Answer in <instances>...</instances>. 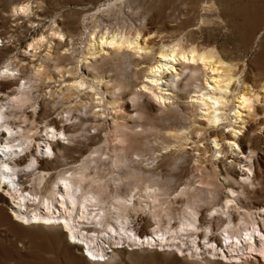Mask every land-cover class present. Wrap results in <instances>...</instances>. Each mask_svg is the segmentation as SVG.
<instances>
[{"label":"rangeland","instance_id":"1","mask_svg":"<svg viewBox=\"0 0 264 264\" xmlns=\"http://www.w3.org/2000/svg\"><path fill=\"white\" fill-rule=\"evenodd\" d=\"M26 2L32 5L29 12H11L15 5ZM113 2L119 3L118 0H49L47 4L45 0H0V69L4 62L10 59L20 68L16 78L10 75L3 76V80L12 82L11 88H14L18 77L27 75L29 66L38 63L46 52V48L41 46L35 50L34 55H30L33 51L28 49L27 43L39 34L48 35L53 19L65 35L60 45L54 40L51 41L52 57L57 58L49 61L50 69L57 72V67L78 65L77 74L83 76L86 82L80 87L79 96L72 95L67 99H61L59 94H55L54 98V95L43 92L49 87L57 89V79H61L58 77L46 83L39 82V87L28 93L30 98L20 106V109L27 113V126L32 129L30 134L34 137L42 136V139L47 137L45 124L50 119L58 121L61 119L60 122L71 126L67 138L63 140L59 138L60 141H64L61 149L55 147L54 153L48 155L43 146L44 142L40 141V150L36 149V154L43 157L51 173L76 164L90 154L93 158L90 164L95 166L92 172L97 176L95 182L106 185L103 193L106 202L112 200V195L116 193L134 200V205L129 204L123 213L129 215L130 224L133 223L135 228L150 223L152 229L157 220L169 228L174 224L179 225L186 214V196L180 193V190L186 187V184L191 185L188 187L189 192L208 186L198 181L200 171L195 168L196 164L212 166L216 176L221 180L228 175L225 174V166H222L220 159L226 166L232 162L233 157L245 154H249L251 159L264 160V153L260 150L264 148V133L260 130V127L264 128V124L256 123L264 118L263 92L260 90L259 93L262 100L255 103L259 107L256 115L249 116L243 111L242 118L235 120L227 116V119L220 121L215 127L210 129L206 127L192 133L179 151L184 152V157L172 161L163 155L176 150V147L170 145L167 149H158L161 143L159 140L156 141L154 135L157 129L165 126L180 127L190 124V109H186V102L189 100L188 95L194 93L192 90L198 89L193 85L201 83L200 76L198 74L194 78L189 77L191 72L185 68L180 69L177 62L173 69L176 76L170 80L169 76H165L159 81L158 88L165 96L163 104L157 103L149 90L143 91L141 81L145 78L140 69L148 65L151 56H158V52H153V49L158 47L159 42L170 44L181 37L188 43L214 46L225 60L236 65L239 72L237 76L244 77L248 84L259 90L256 85L264 82V79H261L264 76V0H126L122 4L124 11L122 15L127 18L129 27L133 26L136 29L141 27L140 39H145L150 46L153 45L152 48L147 47L141 51L142 55L123 56L118 55V51L121 50L108 45L95 56L84 55L87 33L98 16L102 17L98 20L101 25L110 26L116 21V17L121 16L117 12L118 5L112 6L109 11H102ZM82 56L89 57L84 59ZM135 60H139L137 61L139 63L137 64ZM133 61L136 64H133ZM73 76L76 74L64 72L66 79L61 85L73 81ZM22 80L21 78L19 83ZM234 85L241 87L242 82L232 84L231 88ZM6 91L1 89L2 97ZM237 91L238 89L233 90L234 95ZM38 93L37 102L30 105ZM111 99H114V105H117L114 108L112 102L110 103ZM234 100L237 99L232 97L226 113H231L229 108L236 104ZM7 101L4 99L2 103L7 106ZM90 103L92 104L89 105ZM39 109L40 116L37 114ZM9 110L16 112L19 111V107L9 106L7 111ZM196 112L199 113V110ZM194 118L197 121L193 125L204 127L198 122L205 120L202 115L196 114ZM228 123L240 127L241 130L235 131L238 132V137H242V144L246 150L244 153L224 150L215 158L214 144L209 133L213 130L219 135L222 132L227 133L231 129V126H225ZM182 129L188 130L186 127ZM259 135L262 139L258 137ZM252 144L259 148L257 153L249 152L248 147ZM150 147H154L155 150L152 151ZM115 157L135 168L148 167L153 173H157V177L151 180L140 176L119 178L122 168L111 163ZM214 161L217 163L214 164ZM240 164L231 165L234 169L233 177L240 176L239 172L237 174ZM26 173L22 176L23 185H32L31 176ZM167 177H170V182ZM135 182L139 183V187H132ZM147 183L152 184L150 192L157 200L154 201L151 196L144 195L142 188L148 185ZM235 185L234 188L238 190L244 187V184L242 188L237 187L238 184ZM226 187L224 185L221 187L218 183V196L196 205L198 216L204 217V221L211 222L214 234L218 233V228L225 220L223 215L217 218L214 207L220 209ZM131 194H134L133 197ZM240 194L234 203L235 209L231 207L230 211L245 208L238 207L239 205H248L250 209L256 211L257 202H264V195L254 197L251 194L246 197L243 192ZM9 203L12 204V201L9 200ZM1 204L3 203L0 200V264H99L96 261L89 263L81 256L80 251L84 248H69L58 227L15 224L4 216L5 212L10 211L9 206ZM256 217L259 221L260 217ZM196 225H199V222L196 221ZM195 231L201 237L206 232L204 225ZM120 245L128 247L126 243ZM145 247H137L133 251L121 250L112 253L113 256L110 258L108 256L111 252H107L104 264H216L199 261V258L194 262L188 250L181 253L175 246L168 249L164 245L158 252L149 251L155 250V246ZM157 248L159 249V246ZM172 251L176 252L177 256L173 255Z\"/></svg>","mask_w":264,"mask_h":264},{"label":"bare ground","instance_id":"2","mask_svg":"<svg viewBox=\"0 0 264 264\" xmlns=\"http://www.w3.org/2000/svg\"><path fill=\"white\" fill-rule=\"evenodd\" d=\"M118 1V4L116 2L110 5L107 4L108 6L104 7L102 11H109L112 6L118 5L117 12L121 16L116 17V21L112 26L108 24L101 25V22L98 21L101 16H98V19L95 20L87 33L84 55L95 56L108 45H113L115 49L121 50L120 52L118 51V55L123 56L127 54L142 55L141 51L147 47L152 48V44L150 46V43L146 42L145 39H140L141 27L139 26L138 29L132 25V27H129L127 18L122 15L124 12L122 4L126 0ZM21 5L25 6V12H29L32 9L30 2L17 4L14 7L19 9ZM64 35L65 33L52 19L48 35L39 34L31 38L27 43V45L30 43L33 45L31 49L28 48L33 51L30 55H34L35 50L41 46L46 48L45 55L39 59L38 63H33L29 66L27 75L18 77V82L14 88H11L12 82L3 80V76L10 75V77L16 78L20 68L16 67L10 59L4 62L0 69V129L9 130L0 132V181H2L0 182V200L3 203L1 206L8 205L10 209L9 212L4 213V216L20 226H48L44 225L42 221L46 219L64 220V224L59 226L53 224L51 226L58 227V231L69 248H84L80 251V254L89 263L96 261V263L104 264L107 260V252H111L108 256L110 258L113 256L112 253L125 249L133 251L137 247L155 246V250L149 251L158 252L165 245L168 249L175 246L177 251L181 253L184 250H188L189 256L193 258L192 261L194 262H197L199 258V261H204L205 263L264 264V255H262L264 253V202H257L256 211L250 209L248 205H239L238 207H245L241 210H229L231 207L234 208L235 201L241 195L240 192H243L246 197L251 196V194L254 197L264 195V160L251 159L249 154H245L244 156L233 157L232 162L226 166L225 162L220 159L222 166H225L224 172L228 175L221 180L216 176L215 169L212 166L196 164L195 168L200 171L198 181L208 186L189 192L188 187L191 185L186 184V187L184 186L180 190V193L186 196V214L183 215V220H181L179 225L174 224V226L169 228L163 226L157 220L155 221V227L152 229V224L149 222V224L135 228L136 226L134 227L133 223L132 225L130 224L129 215L123 213L128 209L129 204L134 205V200L127 199L116 193L112 195V200L105 201L103 193L106 185L101 182H95L97 176L92 172V168L95 166L90 164L93 160L90 154H88V157L86 156L87 158L81 159L78 163L65 169H59L54 173L49 171L50 167L47 166L43 157L39 156L40 154H36V149L40 150L39 142L43 141V146L52 154L55 147L61 149V146H64V141L59 140V134L63 133L64 138H67L71 126L60 122L62 121L61 119L59 121L50 119L46 122L45 128L46 130L53 129L56 138L53 139V133L47 131H45L47 137L43 139L42 136L41 138L34 137L30 134L31 128L27 126V113L21 110L20 106L24 105L27 99L30 98L28 93L33 92V88L37 89L39 87V82L46 83L56 77L61 78L60 80L57 79V89H50L49 87L47 91H43L44 94L54 95V98L56 97L55 94H59L61 99L70 98L72 95L79 96L80 87L86 81L83 76L77 74L78 65L67 68L57 67V72L50 69L49 61L57 58L52 57L50 51L52 47L51 41L54 40L60 45L63 42L60 37H64ZM41 37H43L42 40L40 39ZM153 52H158V56H151V61L148 62V65L140 69L142 76L145 78L141 81V87L143 89L147 88L157 103L165 98L158 88L159 81L165 76H169V80L176 76V72L173 69L177 62L180 65V69L185 68L191 72L189 77L194 78L199 74L201 80V83H194L193 86H197L198 89L192 90L194 93L188 95L189 100L186 102V109H190V124L180 127L165 126L156 130L154 138L161 143L158 149H167L170 145L176 147V150L164 154L163 157L167 156L172 161L183 158L184 152L180 153L179 151L182 150V145L186 143V139L190 138L192 133L204 130L206 127H209V129L210 127H215L220 121L227 119V116L237 120L242 118L241 113L243 111L249 116L258 113L259 107L255 103L262 100L259 97V93L261 89H264V82L256 85L259 90L248 84L244 77L240 78V76H237L239 72L236 69V65L225 60L214 46L188 43L179 37L170 42V44L159 42L158 47L153 49ZM145 54H147V51ZM88 57L84 56L83 58L87 59ZM28 61L31 62V60ZM135 61H133V64H136ZM193 61L195 62L193 63ZM64 72L76 74V76L72 77L73 81L62 86L61 83L66 79L64 78ZM21 78L23 80L19 83ZM238 81L242 82V86L237 87V85H234L231 88V85ZM1 89L7 90L4 97H2ZM236 89L238 91L234 95L233 90ZM37 97H39V93L35 95L34 102L30 105H34L37 102ZM232 97L237 100H234L236 104L229 106L231 113L228 114L225 111ZM241 97H244L243 101L240 99ZM4 99L8 100L7 106L2 103ZM111 102L113 108L117 106L114 105V99H111ZM85 103L86 101L83 104ZM241 104H244V107H238ZM9 106L13 108L19 107V111H7ZM197 110H199V113L196 112ZM40 112L39 109L37 112L38 116H40ZM196 114L204 117V121H198L204 127L193 125L197 121L194 118ZM216 121H219V123L217 124ZM239 123L243 122L239 121ZM256 123L257 125L264 124V118ZM225 126H231L227 133L222 132L219 135L215 130L209 133L212 144L215 141L213 146L215 158H218L217 154L222 153L224 150H233L236 153H244L246 150V147L242 144V137H238V132L235 131L241 130L240 127H235L232 123H228ZM183 127L188 130L182 129ZM260 130L264 133V128L260 127ZM258 137L262 139L261 135ZM223 140L226 141L222 142ZM156 145L158 144L156 143ZM248 148L249 152L252 153H257L259 150L254 144ZM150 149L152 151L155 150L154 147H150ZM260 150L264 153V148H260ZM153 160L154 158H152ZM233 162L241 163L237 170V174L238 172L240 174L239 177H233L234 169L231 168V165H234ZM111 163L122 168L119 178L123 176L129 179L130 177L136 178L140 176L151 180L157 175L148 167L135 168L117 157L112 159ZM213 163L216 164L217 161ZM4 166H6L7 170H5ZM25 173L31 176L32 185H23L22 176ZM167 179L170 182V177H167ZM218 183L221 187L223 185L227 187L223 192L224 197L221 207L220 209L214 207V213L218 215L217 218H221L223 215L225 220L218 228V233L214 234L211 222L204 221V217L200 218L198 216L196 205L201 201L207 202L209 198L217 197L219 194L217 190ZM235 184H238L237 187L240 188L244 184V187L238 190L234 188ZM132 187H139V183L135 182ZM151 187L152 184H148L142 190L145 196H151L155 201L157 198L151 194ZM45 192L47 194H44ZM133 195L131 194L130 196L133 197ZM9 200L12 201V204L9 203ZM256 216L260 217L259 221L256 220ZM16 217L21 219L18 220ZM24 220H27L28 223H24ZM196 221L199 222V225H196ZM202 225H204L206 230L203 237L199 236L195 231ZM69 234H71L73 239L70 240L68 238ZM184 235L185 238H183ZM157 237L160 239H157ZM120 243H126L128 247H122ZM157 246H159V249ZM86 253L95 256L96 259H91L90 255ZM172 253L177 256L176 252L172 251Z\"/></svg>","mask_w":264,"mask_h":264},{"label":"snow or ice","instance_id":"3","mask_svg":"<svg viewBox=\"0 0 264 264\" xmlns=\"http://www.w3.org/2000/svg\"><path fill=\"white\" fill-rule=\"evenodd\" d=\"M48 2H49V0H45V3H46V4H47ZM17 11H19L20 13H24V12H25V6L21 5L19 9H17V8H15V7L11 8V12H12V13H16ZM40 39L42 40L43 37H41ZM60 39H64V37L61 36ZM101 43H103V41H101ZM32 46H33V45H32L31 43L27 45V47H28L29 49H31ZM129 47H131V45H129ZM165 58H166V59H170V58H168V57H165ZM182 59H183V57H182ZM194 62H195V61H193V63H194ZM201 63H203V61H201ZM261 79H264V76H262ZM81 86H82V85H81ZM143 91L147 92L148 89H147V88H144ZM261 91L264 92V89H261ZM240 99L243 101V100H244V97H241ZM158 102L163 103V101H158ZM238 107H244V104H241V105H239ZM216 123L218 124L219 121H216ZM224 130L227 131V129H224ZM3 131H9V130H8V129H0V132H3ZM46 131L49 132V133H53V136H52L53 139L56 138L53 129H47ZM10 134H11V133H10ZM59 138H60L61 140L64 139L63 133H60V134H59ZM213 143L215 144V141H213ZM45 152H47L48 155H51V152H48L47 149H45ZM217 155H218V154H217ZM4 167H5V170H7V169H6V166H4ZM0 182H2V181H0ZM16 218H17L18 220L21 219L20 217H16ZM23 222H24V223H28L27 220H24ZM42 223H43L44 225H49V226H50V225H53V224L59 226V225H61V224H64L65 221H64V220H59V219H57V220H47V219H46V220H43ZM129 235H131V234H129ZM68 238H69L70 240L73 239V237L71 236V234H69V237H68ZM133 239H135V238H133ZM157 239H160V238L157 237ZM86 254H87V255H90L89 253H86ZM262 255H264V253H262ZM90 258L93 259V260L96 259L95 256H91V255H90Z\"/></svg>","mask_w":264,"mask_h":264}]
</instances>
